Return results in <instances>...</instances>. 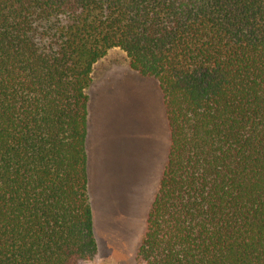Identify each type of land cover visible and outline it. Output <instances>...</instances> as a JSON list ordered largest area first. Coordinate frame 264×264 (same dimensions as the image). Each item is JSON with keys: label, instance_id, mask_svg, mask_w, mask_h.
<instances>
[{"label": "trees", "instance_id": "16d2710c", "mask_svg": "<svg viewBox=\"0 0 264 264\" xmlns=\"http://www.w3.org/2000/svg\"><path fill=\"white\" fill-rule=\"evenodd\" d=\"M118 47L169 131L141 264H264V0H0V264L97 259L87 94Z\"/></svg>", "mask_w": 264, "mask_h": 264}, {"label": "rangeland", "instance_id": "374dc122", "mask_svg": "<svg viewBox=\"0 0 264 264\" xmlns=\"http://www.w3.org/2000/svg\"><path fill=\"white\" fill-rule=\"evenodd\" d=\"M91 77L93 86L104 84L110 90L108 98L124 104L132 102L136 106L133 107L135 117L139 105L150 104L151 118L155 121L151 132L153 151L148 163L139 165L136 162L132 183L120 178L115 195L111 193V199H107L102 206L97 202L95 204L93 223L97 259L85 264H141L135 259V250L144 230L145 218L169 145L161 94L156 80L131 69L125 52L118 47L108 49L94 63ZM161 116L164 117L163 126Z\"/></svg>", "mask_w": 264, "mask_h": 264}, {"label": "crops", "instance_id": "0c3cea01", "mask_svg": "<svg viewBox=\"0 0 264 264\" xmlns=\"http://www.w3.org/2000/svg\"><path fill=\"white\" fill-rule=\"evenodd\" d=\"M86 91L87 189L94 216L96 202L102 206L111 199L120 178L132 183L136 162L148 163L155 120L150 104L139 105L135 117L132 102L124 104L108 98L110 90L104 84L93 86L92 77ZM163 119L161 116L162 126Z\"/></svg>", "mask_w": 264, "mask_h": 264}, {"label": "bare ground", "instance_id": "6f19581e", "mask_svg": "<svg viewBox=\"0 0 264 264\" xmlns=\"http://www.w3.org/2000/svg\"><path fill=\"white\" fill-rule=\"evenodd\" d=\"M114 220V219H113ZM115 222H116V220H115ZM113 229H115V228H113Z\"/></svg>", "mask_w": 264, "mask_h": 264}]
</instances>
